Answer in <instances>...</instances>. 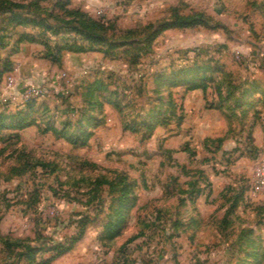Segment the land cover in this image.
<instances>
[{"label":"rangeland","instance_id":"1","mask_svg":"<svg viewBox=\"0 0 264 264\" xmlns=\"http://www.w3.org/2000/svg\"><path fill=\"white\" fill-rule=\"evenodd\" d=\"M16 1L21 21L0 15V114L33 125L0 128V264H264V0ZM80 14L101 39L72 28ZM177 14L205 25L160 31ZM23 34L43 64L30 82L14 77ZM196 113L214 137H196ZM197 190L231 213L199 222Z\"/></svg>","mask_w":264,"mask_h":264},{"label":"trees","instance_id":"2","mask_svg":"<svg viewBox=\"0 0 264 264\" xmlns=\"http://www.w3.org/2000/svg\"><path fill=\"white\" fill-rule=\"evenodd\" d=\"M30 5L33 6H37L36 2L35 3H30ZM20 8H23L22 3H20L19 1L16 0H0V15H4L6 13H12L14 15V17L16 19H20L19 21H21L22 18V14H20V12H18V10ZM35 15V14H34ZM81 15V14H80ZM17 16V17H16ZM37 18H39V16H36ZM82 18H80V27L79 25H75L72 26V28L76 29V30H80L81 33L83 35H85L88 39L92 40V39H101V36L95 34L94 32H92L91 30H89L88 26L84 24V19L86 18V16L81 15ZM30 20V19H28ZM90 23L92 24V26H100V28H104V26H102V24L100 22H96L93 20H89ZM41 22V21H40ZM199 25H205V20L203 19V16L201 14H195V15H188V16H181V15H175L174 18L172 19L171 22H166L162 25L160 31L166 30V29H170V28H189V27H195V26H199ZM36 41L35 36H32L30 34H23L21 35V37L18 39L17 43L18 45H20L23 42H30V43H34ZM85 48H83L82 46L77 48V51H84ZM16 52V51H15ZM51 59H54L51 55L49 56ZM10 63V62H8ZM7 69H11V64L6 65V70ZM190 85L188 86V90L187 91H195L198 89H202L203 91L206 90V85L203 84H198V83H191L189 82ZM88 99L91 98V95H86ZM237 101V102H236ZM235 102V106L238 105V102H240V100H236ZM30 103H28L27 105H29ZM246 107V105H244L243 109ZM14 121L12 126H10V128L12 129H25L27 127H30L33 125V121L29 122V114L23 110H19L18 112H16L15 114H11V115H4L3 113L0 114V128L3 127V124L8 121ZM44 133H47L50 131V128H46L44 130H42ZM53 132L57 133L58 136H65L66 133V129L61 130V131H57V130H52ZM79 132V130H78ZM80 139L78 138L76 141H74V143L79 144V145H85L86 143V139L84 141H79ZM222 139H218V147H220L221 143H222ZM199 194L200 191L197 190L196 192ZM193 194V192H192ZM123 195H125L123 193ZM229 213H231V211H229L225 218L229 215ZM224 220V219H223ZM64 251L67 250V248H63ZM253 253V252H252Z\"/></svg>","mask_w":264,"mask_h":264},{"label":"crops","instance_id":"3","mask_svg":"<svg viewBox=\"0 0 264 264\" xmlns=\"http://www.w3.org/2000/svg\"><path fill=\"white\" fill-rule=\"evenodd\" d=\"M20 49L18 53L14 56V61L20 64V68L18 72L15 73V78L19 82H30L32 81V78H34V75L40 74L38 71H41V67L43 64H41V60L35 59L33 52L40 50V47L38 45H35L34 43L30 42H23L20 45ZM191 115V114H190ZM189 115V116H190ZM194 117V130L196 132V137H200L201 140L206 139L207 137H214L213 135L209 134V129H212L214 125L210 124V122L204 120L201 118V115L196 113ZM226 127V126H225ZM256 133V136L259 137V134L261 133L259 128L254 129V135ZM211 135V136H210ZM255 141V137H254ZM229 142V140H227ZM212 177V176H210ZM216 185H214V192H212L213 196L218 195L220 192V189L215 188ZM209 193L204 191L196 195L195 198L191 199V206L193 207V210L196 209L198 213V217L200 218L199 222H208L209 220H219L221 221L225 218L226 214L229 212V209L221 208L218 206H212V205H206L207 199L209 197ZM193 203V204H192ZM191 208L188 206L181 207L178 210V214L188 212ZM219 209L221 210L220 216L218 215L217 218L215 216L216 213L219 212ZM249 207L241 206L237 207V213L242 214V217H244V213L248 212ZM181 217V215L178 216V218ZM220 221V223H221ZM219 222V221H218ZM178 224H181L180 222H177ZM192 223V222H190Z\"/></svg>","mask_w":264,"mask_h":264},{"label":"built area","instance_id":"4","mask_svg":"<svg viewBox=\"0 0 264 264\" xmlns=\"http://www.w3.org/2000/svg\"><path fill=\"white\" fill-rule=\"evenodd\" d=\"M10 85H12V82H10ZM21 91L23 92L22 93L23 100L28 102L32 94L31 89H29L28 85H26L20 88V92ZM253 189L255 190L256 193H264V168H260L255 172Z\"/></svg>","mask_w":264,"mask_h":264}]
</instances>
